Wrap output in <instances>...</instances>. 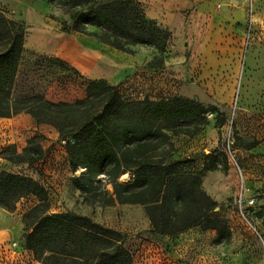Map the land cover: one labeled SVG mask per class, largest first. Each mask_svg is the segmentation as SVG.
Instances as JSON below:
<instances>
[{"label": "rangeland", "instance_id": "rangeland-1", "mask_svg": "<svg viewBox=\"0 0 264 264\" xmlns=\"http://www.w3.org/2000/svg\"><path fill=\"white\" fill-rule=\"evenodd\" d=\"M141 2L147 9V1ZM49 4L47 0H0V7L26 32L25 67L37 63L32 53L59 58L36 47L42 29L37 23L39 13L47 15L55 31L84 33L107 48L130 54L136 67L124 78H91L69 63L41 58L38 63L44 79L40 84L47 88L49 100H85L88 83L105 79L118 87L125 100L179 96L209 108L208 124L199 132L193 119L172 124L184 129L173 134L172 150L174 158L181 159L179 172L202 173L200 189L217 203L208 216L220 218L228 230L220 235L207 220L180 229L182 223L176 217L190 209L178 211L169 225L154 227L150 205L121 202L108 176L99 174L92 179L85 165L72 161L68 145L75 142L74 133L62 135L53 124H37L24 112L0 117V170L32 177L47 193L23 197L12 210L0 205V231L7 230L0 244L20 242L30 251L25 256L29 264H50L53 258H59L60 264H83L75 256L83 253L79 247L69 249L71 256L55 255L41 250L39 237L30 238L33 230L26 224L28 213L41 206L47 214L88 216L118 231L133 264H264V0H178L182 11L174 26L156 20L172 33L165 53L152 46L127 44L112 29L89 20L76 26L61 1L52 4V11ZM195 6L199 7L196 13ZM110 68L105 69L109 72ZM104 102L102 96L93 99L91 111L99 110ZM35 146L42 149L41 154L33 150ZM215 161L216 169L204 171ZM126 174L119 177L120 182L132 181V174ZM240 196L255 199L253 206H244L247 219L239 214ZM30 241L40 250L30 248ZM99 246L93 245L88 252L94 256L92 262L100 260Z\"/></svg>", "mask_w": 264, "mask_h": 264}, {"label": "trees", "instance_id": "trees-1", "mask_svg": "<svg viewBox=\"0 0 264 264\" xmlns=\"http://www.w3.org/2000/svg\"><path fill=\"white\" fill-rule=\"evenodd\" d=\"M47 1L51 4L61 1L76 26L82 20L105 25L127 39V44L152 46L165 53L172 39L167 27L148 17L140 0ZM25 36L22 24L0 7V117L25 112L38 124H53L62 135L74 133L75 142L68 145L72 161L85 165L86 175L92 179L99 174L108 176L121 202L150 205L152 224L158 229L169 225L178 211L190 209L187 214L176 217L182 223L180 229L207 220L211 222L209 227L217 229L220 235L228 230L220 218L208 216L217 203L200 189L202 173L179 172L181 159H175L172 150L173 134L184 132L183 128L172 124L193 119L199 132L208 124L209 108L199 101L179 96L125 100L118 87L105 79L88 83L85 100L51 101L46 97L47 88L42 89L40 84L44 75L38 61L43 58L51 63L69 64L61 58L52 60L32 53L37 63L31 68L25 67ZM116 46L124 48L119 42ZM101 96L105 102L99 110L91 111L93 99ZM33 150L42 153L38 146ZM216 165V161L208 164L204 171L216 169ZM127 172L132 174V181L120 182L119 177ZM46 193L34 178L0 170V205L7 209H14L23 197ZM27 217L30 220L26 224L33 230L30 238L39 237L43 252L68 257L73 255L70 248L79 247L83 253L75 256L84 260L83 264H133L122 235L88 216L69 212L47 214L40 206ZM93 245L101 246L99 262H92L94 256L88 254L94 249ZM30 248L40 250L32 241ZM53 259L50 264H60L59 258Z\"/></svg>", "mask_w": 264, "mask_h": 264}, {"label": "crops", "instance_id": "crops-1", "mask_svg": "<svg viewBox=\"0 0 264 264\" xmlns=\"http://www.w3.org/2000/svg\"><path fill=\"white\" fill-rule=\"evenodd\" d=\"M146 1V13L149 18L159 20L166 26L172 27L175 25L174 21L182 11L178 4V0L173 3H168L166 2L167 0ZM52 6V4H49V11H52L50 8ZM198 8L199 7L195 6L193 9L194 13L198 11ZM47 20L48 17L45 13L38 14L37 23L38 26L42 28L35 39L38 50L48 54H55L57 57L67 61L78 71L91 78H98L100 76L124 78L132 74H127L128 70L130 71L132 69L134 71L136 69V67L131 64V60L134 58L130 57V54L124 51L107 48L95 37L84 33L67 34L65 32L55 31V26L47 23ZM166 63L168 64L169 61H166ZM107 67H111L109 72L105 69ZM5 231L7 232V230L0 231V238L5 235Z\"/></svg>", "mask_w": 264, "mask_h": 264}, {"label": "built area", "instance_id": "built-area-1", "mask_svg": "<svg viewBox=\"0 0 264 264\" xmlns=\"http://www.w3.org/2000/svg\"><path fill=\"white\" fill-rule=\"evenodd\" d=\"M238 204L240 206L239 214L247 219L244 206H253L255 204V199L251 197L243 198V196H240ZM250 229L254 233L258 232L257 228L253 225H250ZM29 252L30 251L25 249L18 241L1 243L0 264H29L28 261H25V256H28Z\"/></svg>", "mask_w": 264, "mask_h": 264}, {"label": "bare ground", "instance_id": "bare-ground-1", "mask_svg": "<svg viewBox=\"0 0 264 264\" xmlns=\"http://www.w3.org/2000/svg\"><path fill=\"white\" fill-rule=\"evenodd\" d=\"M124 177H127V174L126 175L124 174Z\"/></svg>", "mask_w": 264, "mask_h": 264}]
</instances>
